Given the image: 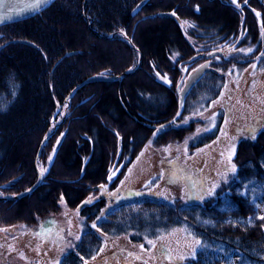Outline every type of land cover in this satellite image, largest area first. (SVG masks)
<instances>
[{"label": "trees", "instance_id": "trees-1", "mask_svg": "<svg viewBox=\"0 0 264 264\" xmlns=\"http://www.w3.org/2000/svg\"><path fill=\"white\" fill-rule=\"evenodd\" d=\"M140 1L56 0L1 32L0 228L23 226L34 233L65 207L66 213L77 212L82 234L60 264H82L96 257L112 229L121 228L120 235L129 232L123 224L118 226L120 221L130 223L129 230L146 239L187 224L195 240L223 245L244 261L264 264V213L250 200L253 189L264 194V129L243 134L232 158L235 170L201 204L186 205L178 198L172 201L173 208L164 210L149 201L143 204L144 213L135 211V216L134 208H124L131 200L108 208L105 198H95L100 189L112 192L117 187L147 144L159 150L185 142L191 156L213 142L221 115L212 131L193 137L197 122L182 124L181 118L196 105L203 110L214 101L233 68L242 70L253 63L264 67L263 56L212 57L175 119L182 75L206 60L193 58L196 52L180 22L190 24V37L224 42L237 34L244 15L240 44H254L257 15L264 26V0H147L132 15ZM167 13L172 15H160ZM118 32H123L125 42L116 38ZM186 65L190 67L184 70ZM91 77L116 78L85 84L65 101L71 90ZM57 106L59 112L52 119ZM163 153L166 170H184L167 151ZM43 166L39 186L16 198L36 182ZM157 181L159 177L150 185ZM193 206L196 218L190 214L196 211ZM187 263L202 264L193 259Z\"/></svg>", "mask_w": 264, "mask_h": 264}, {"label": "rangeland", "instance_id": "rangeland-1", "mask_svg": "<svg viewBox=\"0 0 264 264\" xmlns=\"http://www.w3.org/2000/svg\"><path fill=\"white\" fill-rule=\"evenodd\" d=\"M244 5L243 3L241 8ZM245 21V16L242 15L241 28L236 35L224 42L221 38L190 37L187 34L190 24L180 23L187 42L196 52L194 56H205L213 51L221 52V55L215 56H263L261 61L264 66V50L261 45V32L264 27L262 18L257 15L259 30L255 36L256 43L241 45ZM122 33L118 32L116 38L125 42ZM197 66L191 68L189 73ZM189 67L186 65L183 69L187 70ZM225 76V85L214 101L202 108L203 110H199L196 105L189 114L181 118L182 124L191 120L197 122L194 134L190 136L193 137L212 131L216 117L221 115L223 120L218 137L194 151L191 156L186 154L185 142L171 143L165 148L159 147L161 157H164L163 151H167L174 162L182 165L183 171L178 173L173 169L166 170L159 150L147 144L125 169L117 187L112 192L100 189L95 198H105L108 208L121 201L131 200L134 203L129 202L124 208H134L135 216V211L143 210L144 213L146 208L143 204L149 201H154V206L162 205L164 210H167L173 208L174 199L180 198L186 205L201 204L207 199L215 187L226 179L229 171H233L232 158L236 144L243 138V134L252 135L264 129V67H256L253 63L246 69L233 68ZM183 84L182 81L178 90ZM45 170L46 167L43 166L38 172L43 174ZM157 177L159 181L151 186L150 182ZM262 195L264 197L258 189H253L250 200L259 212L264 213ZM92 197L90 200H94ZM13 198L15 197L8 199ZM64 208L53 220L42 224L38 231L35 229L34 233L31 230H23V226L2 230L0 228V264H60L62 256L76 245L82 234L81 220L77 212L68 210L66 213ZM190 214L196 218L198 210L191 211ZM106 221L107 219H104V222ZM120 225L123 230L129 232L120 235L118 230H122L121 228L112 229L103 237L104 247L96 257L83 261L82 264H186L190 259L202 264H251L242 260L235 250L226 249L220 244L208 245L195 240L187 224L166 232L159 231L153 239H146L129 230L130 223L126 221H120L118 226Z\"/></svg>", "mask_w": 264, "mask_h": 264}, {"label": "water", "instance_id": "water-1", "mask_svg": "<svg viewBox=\"0 0 264 264\" xmlns=\"http://www.w3.org/2000/svg\"><path fill=\"white\" fill-rule=\"evenodd\" d=\"M55 0H48L47 3H40L39 0H0V18L2 19V22H0V26L20 22L26 19H29L31 17H34L35 15L41 13L45 9H47ZM147 2V0L140 1L132 10V15H135ZM162 16H171V13L167 14H160ZM261 45L262 50H264V27L262 28L261 32ZM26 43V42H25ZM215 55H221L220 51H213L209 54H206L205 61L197 66L191 73H189L186 78L184 75H182V78L179 82V85L182 83V81L185 78L184 84L180 90H178L179 85L177 87L178 90V96H179V102H178V111L179 115L176 114L175 119H177L184 107V101L190 90L195 86V84L204 76L205 72L209 69L210 59L212 57H215ZM195 58V56H193ZM116 77H91L87 78L81 83H79L71 92L67 95L65 101L73 94L74 91L82 88L85 84L93 83V82H100V81H113ZM119 78V77H118ZM60 106H57L53 118L55 119L58 112H59ZM53 132H50L46 135V137L42 140L40 147L42 144H44L52 135ZM39 147V149H40ZM121 151V141L118 140V146H117V157L120 155ZM42 178L41 172H38L37 180L32 186L25 190L24 192L20 193L16 196V198H23L30 193H32L40 184ZM84 203L80 205L82 207Z\"/></svg>", "mask_w": 264, "mask_h": 264}, {"label": "flooded vegetation", "instance_id": "flooded-vegetation-1", "mask_svg": "<svg viewBox=\"0 0 264 264\" xmlns=\"http://www.w3.org/2000/svg\"><path fill=\"white\" fill-rule=\"evenodd\" d=\"M10 24H13V23H10ZM10 24H6V25H3V26H0V34H1V32H3L6 29V27L10 26ZM0 45H1V43H0ZM184 81H185V79L183 80V83H184Z\"/></svg>", "mask_w": 264, "mask_h": 264}, {"label": "snow or ice", "instance_id": "snow-or-ice-1", "mask_svg": "<svg viewBox=\"0 0 264 264\" xmlns=\"http://www.w3.org/2000/svg\"><path fill=\"white\" fill-rule=\"evenodd\" d=\"M39 2H40V3H47L48 0H39ZM233 2L235 3V0H233ZM2 19H3V18H0V22H2ZM165 79H166V78H165ZM177 115H179V113H177ZM154 135H155V133H154ZM49 159H51V157H50ZM233 170H235V169L233 168ZM42 171H43V170H42ZM109 179H111V177H109Z\"/></svg>", "mask_w": 264, "mask_h": 264}]
</instances>
